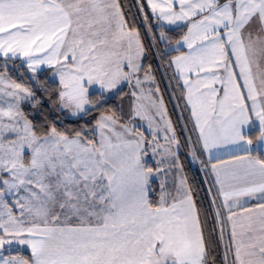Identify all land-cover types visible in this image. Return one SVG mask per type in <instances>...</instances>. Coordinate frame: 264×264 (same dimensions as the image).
Here are the masks:
<instances>
[{"label":"snow or ice","instance_id":"snow-or-ice-1","mask_svg":"<svg viewBox=\"0 0 264 264\" xmlns=\"http://www.w3.org/2000/svg\"><path fill=\"white\" fill-rule=\"evenodd\" d=\"M137 4L153 40L166 45L163 57L178 53L167 65L194 134L191 155L207 154L200 163L216 189L223 264H264V0ZM166 25L186 31L173 44ZM144 53L120 0H0V264H210L207 213L186 179L175 195L162 184L159 201L150 198L163 169L148 165L149 149L157 165L180 169L181 141L159 86L145 90L155 77ZM17 60L32 73L51 69L53 103L73 116L97 107L93 86L102 100L126 83L127 118L100 112L94 128L72 133L34 124L21 108L34 91L8 75Z\"/></svg>","mask_w":264,"mask_h":264},{"label":"trees","instance_id":"trees-1","mask_svg":"<svg viewBox=\"0 0 264 264\" xmlns=\"http://www.w3.org/2000/svg\"><path fill=\"white\" fill-rule=\"evenodd\" d=\"M120 3L122 5V11L125 13V18L129 21V25L132 26L135 24L141 33V40L145 47V53L142 56V64L146 69L151 65L152 74L155 77L153 89L155 91V86H159V95L163 96L168 110V116L172 120L177 136L181 141L178 150V163L180 165L181 175L186 179L188 186L191 187L197 207L202 213H207L206 217L202 215V220H205V237L214 242L209 258L210 264H212L213 260L215 264H223L224 244L220 240V234L214 220L202 172L191 155L192 148L191 144L188 142L185 122L176 110L167 81L166 62L175 52L169 50V55L163 57L166 45L164 42L153 40V34L147 31L142 23L143 16L138 10L137 0H120ZM153 29L154 34L158 37L160 28L156 25L155 21H153ZM164 31L167 37L174 43L175 40L183 35L185 29L181 30L179 27H165ZM0 65H2V62H0ZM0 71H3L2 66H0ZM8 75L18 83H23L25 86L30 87L35 93L34 99L30 98L21 104V108L29 120L36 125L45 127L55 125L61 131H66L68 133L85 127L91 129L94 121L98 119L100 112L115 110L117 114H120L122 110L125 118H127L132 104L131 93L127 86L121 88L119 95L113 94L102 100L98 96H95V93L98 91H94L90 93L93 94L94 99L99 101L97 107L89 112L83 113L81 116L73 117L68 115L70 113L62 110L59 103H53L55 93L59 89V83L51 79L49 69L38 71L33 76H29L24 65H22L21 61L17 60L8 64ZM255 131L256 130H254L253 133H255ZM88 134L91 135V133ZM151 189V200L153 202H158L160 190L156 181L151 183ZM24 254L29 255L28 252Z\"/></svg>","mask_w":264,"mask_h":264},{"label":"crops","instance_id":"crops-1","mask_svg":"<svg viewBox=\"0 0 264 264\" xmlns=\"http://www.w3.org/2000/svg\"><path fill=\"white\" fill-rule=\"evenodd\" d=\"M165 27H166V28H173V27H177V26H175V25H166ZM185 31H186V29H185ZM173 44H174V43H173ZM169 50H171V49H169ZM185 50H186V49H185ZM177 54H178V53L175 52L173 55H177ZM173 55H172V56H173ZM170 58H171V57H170ZM170 58H169V59H170ZM141 63H142V58H141ZM44 69H49V68H47V66H41V68L38 69L37 72H38V71H41V70H44ZM49 70H50V77H51V79L59 83V81H58V77L53 76V74H52V70H51V69H49ZM166 74H167L168 85H169L170 90H171V95H172V99H173L174 105H175V107H176V110H177L179 116H181L182 119L184 120V122L186 123V118L188 117V112L183 110V109H184L183 101H182V100H178V98L180 97V90L176 88V81H175L174 79H172V77H173V69H171V68L168 67L167 62H166ZM141 79H143V73H141ZM122 85L127 86V88H129V86H128L126 83H125V84H122ZM122 85H121V86H122ZM149 87H150V88H153V84L150 83V84H149ZM130 89H131V88H130ZM131 90H132V89H131ZM153 90H154V89H153ZM94 91H99L98 86H93L92 88H90V92H94ZM153 93L155 94V91H153ZM178 103H179V107L177 106ZM60 107H61V106H60ZM61 109H62V108H61ZM62 110H65V111L68 113L67 109H62ZM182 113H183V115H182ZM185 130H186V134H187L188 137H189L190 135H192L193 138H194V134L191 133V131H190V130H191V124H190V123L188 124L187 129L185 128ZM254 130H255V129H253L252 131H254ZM191 148H192V145H191ZM258 150L261 151V152H264V145L259 146ZM220 155H225V154L221 153ZM197 156L199 157V159H194V160L196 161L197 166L199 167L200 171L202 172L203 180H204V183H205V186H206V189H207L208 198H209V200H210V204H211L212 211H213V216H214V205L212 204V199H213V194L215 193L216 189H215V187H213V188H212V193L209 192L210 181H211L213 178L210 177V176H207V175H206V172L203 170L202 165H201V163H200V160H204V161L207 160V154L200 155V153L198 152V153H197ZM225 158H227L226 155H225ZM147 163H148V165H149L150 167L155 168V165H153V163H152L151 160H149ZM153 181H156V182L158 183V185H159V190H160V191H159V196H158V200H157V201H159V198H160V195H161V185L159 184V178L156 179V178L152 177V179H151V183H152ZM168 183H169L170 185L172 184V189H173L172 191H169V192H171V194L175 195V192H176V185H177V179H176V178H174V179L172 178L171 181H168V180L165 181V182H164V188H166V190H167V188L170 187V186L168 187V185H169ZM167 184H168V185H167ZM166 190H165V191H166ZM251 203H255V202L253 201V202H251ZM225 224L227 225V221H226V219H225ZM216 226H217V229H218V231H219V225L216 224ZM219 234H220V232H219ZM225 242H226V237H225ZM29 255H30V252H29Z\"/></svg>","mask_w":264,"mask_h":264},{"label":"rangeland","instance_id":"rangeland-1","mask_svg":"<svg viewBox=\"0 0 264 264\" xmlns=\"http://www.w3.org/2000/svg\"><path fill=\"white\" fill-rule=\"evenodd\" d=\"M22 63V62H21ZM24 67L26 68V70L28 71V73H29V76H33L35 73H32L27 67H26V65H24ZM151 82H146L145 83V85H144V87H145V90H146V92H147V89L148 88H150L149 87V84H150ZM124 85H122V86H120L121 88L123 87ZM153 89V88H152ZM128 90H129V92L131 93V91L133 90H131L130 88H128ZM154 91V90H153ZM114 93H112V94H107L106 96H105V98L106 97H110L111 95H113ZM131 95V94H130ZM132 103H133V98H132ZM142 103H145V104H147L148 103V101H142ZM67 111H68V113H70V114H68V115H71V116H73L72 114H71V111L70 110H68L67 109ZM154 111V110H153ZM81 115H83V113H80L79 115H77V116H81ZM73 117H76V116H73ZM99 118V117H98ZM95 122L96 121H94V123L92 124V127L91 128H94L95 127ZM134 123L140 128V130L141 131H143L144 133H145V135L146 136H148V138L149 139H151V135H150V133H149V130H148V124H147V121H144V120H140L139 118H137L136 119V121H134ZM162 136H163V134L161 133L160 134V140H159V142L161 143V144H163L164 143V140H163V138H162ZM161 159V157H159V156H157V157H155V158H153L152 157V155H151V149H149V155L146 157V160H147V162L149 161V160H151L152 161V163H153V165H155V168L157 167V166H159L160 168H162L163 169V171L162 172H160V173H158V174H155L153 177L154 178H156V179H158L159 178V184L160 185H164V182L165 181H171L172 180V178L174 179V178H176L177 179V184H178V182H179V179L182 177V175H181V170L180 169H177L176 167H170L169 166V164H168V162L167 161H165L164 163H161L160 165H157V163H156V161L157 160H160ZM169 184V183H168ZM167 184V185H168ZM170 186V187H169ZM168 187L169 188H167V190H166V188H164V191L166 192V193H171V192H169V191H172L173 189H172V185H168ZM176 193V192H175ZM10 200H11V198H10ZM21 251H23V253H25V252H30L28 249H26V248H24V249H20Z\"/></svg>","mask_w":264,"mask_h":264}]
</instances>
